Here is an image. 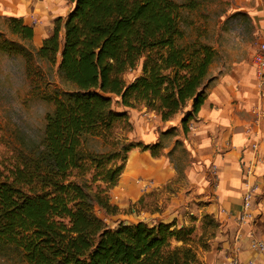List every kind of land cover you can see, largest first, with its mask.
I'll list each match as a JSON object with an SVG mask.
<instances>
[{
	"label": "trees",
	"instance_id": "1",
	"mask_svg": "<svg viewBox=\"0 0 264 264\" xmlns=\"http://www.w3.org/2000/svg\"><path fill=\"white\" fill-rule=\"evenodd\" d=\"M73 4L57 17L41 46L30 51L35 31L22 17L8 16L10 32L0 33V52L21 54L57 65L73 86L54 97L44 135L28 152L20 150L8 175L0 173V256L17 264H202L220 224L203 215L202 232L175 222L119 224L110 227L97 208L119 211L109 195L135 148L162 155L161 142L145 144L117 137L132 130L127 109L136 105L163 122L178 113L182 131L204 105L214 78L209 70L215 49L183 43V9L196 4L174 0H66ZM141 66L126 82L124 74ZM122 110H115L113 97ZM170 131H166L167 135ZM100 139L111 149H91ZM178 140L175 142L178 144Z\"/></svg>",
	"mask_w": 264,
	"mask_h": 264
},
{
	"label": "rangeland",
	"instance_id": "2",
	"mask_svg": "<svg viewBox=\"0 0 264 264\" xmlns=\"http://www.w3.org/2000/svg\"><path fill=\"white\" fill-rule=\"evenodd\" d=\"M174 1L196 4L195 8L183 9L181 13L180 26L184 32L182 42H199L215 49L216 60L212 73L218 75L225 71V68L229 67L230 63L227 60L230 58L248 59L253 62V54L259 41L253 36L250 19L246 14L233 11L224 0ZM72 7L70 2L60 1L48 15L40 14L41 20L32 22L34 31L37 33L35 40L24 41V45L35 54L39 48V40L42 39L44 31H47L49 23L59 16L66 17ZM8 16L10 15L0 12V33L5 38L20 41L8 28L6 23ZM237 56L238 58H236ZM57 67V65L37 59L35 55L27 64L26 58L21 54L0 52V173L8 175L10 169L15 166L18 152L20 150L28 152L34 145L41 142L46 115L54 109L53 98L63 97L65 93L73 90V86L60 76ZM140 73L141 66L139 65L135 70L125 73L124 79L126 82H130ZM113 101L114 109L122 110L119 98L114 96ZM127 111L128 114L130 113L129 118L133 119L132 130L118 129L116 136L120 139L127 138L134 142L145 143L134 134V124L138 122L150 124V127H154L153 129L159 133L169 130L167 135H164L165 132H161L159 136L158 142H161L165 147L159 158L165 157L170 161L175 169V175L170 181L152 187L148 181L144 180L153 178L155 167L148 161L140 159L137 152L129 153L128 158L130 156L131 161L129 158L127 169L124 170L126 176L122 179L123 172L122 181L120 179L117 186L109 192L112 203L117 205L119 211L110 215L97 208L98 215L106 221L108 226L113 228L121 223L135 224L140 221L149 225L158 222H175L177 225H194L196 235H200L203 215L207 213L204 209L206 203L198 197L197 189L193 187V184L197 178L202 177L201 174L205 171L199 174L198 168L202 160L196 154L193 157V153L185 146V141L181 136V120L179 125L181 129L178 130L175 126L165 124L155 112L149 111L139 104L136 105V108ZM178 114L181 116L180 113ZM177 115L173 119L178 118ZM178 135L180 138L177 139L179 142L176 144ZM151 138L152 136H149V139ZM187 140L191 142L188 137ZM172 144L174 145L171 148ZM89 145L91 149L98 152L111 149L109 144H105L100 139H91ZM135 149L143 152L140 148ZM147 157L151 161L150 154ZM128 166L132 168L128 169ZM211 168L212 165L205 168L209 176L212 174ZM144 174H149V176H141ZM136 186L141 190H144L145 186H149V188L144 194H141ZM208 187L210 186L208 185ZM202 191L199 193L206 196V193L203 194ZM205 200L207 199L205 198ZM215 219L220 226L216 236L210 242V247L216 237L226 234H220L222 229L224 231V226L218 218L215 217ZM204 251L207 250L199 249V257ZM0 264L17 263L12 259L0 256Z\"/></svg>",
	"mask_w": 264,
	"mask_h": 264
},
{
	"label": "crops",
	"instance_id": "3",
	"mask_svg": "<svg viewBox=\"0 0 264 264\" xmlns=\"http://www.w3.org/2000/svg\"><path fill=\"white\" fill-rule=\"evenodd\" d=\"M3 1L0 0L1 13L22 17L29 25H33V21L41 20L40 14L48 15L56 3L68 2L66 0ZM224 2H227L233 11L246 14L250 19L253 36L258 41L264 40V0H224ZM53 22L54 20L49 23L47 31H44L42 39L39 40V47L43 39L51 33ZM36 34L35 31L33 40H35ZM215 60L216 57L209 70V75L214 80L209 88L208 97L196 120L192 121L187 136L183 131L181 135L185 146L193 153V157L196 154L202 160L198 168L199 174L205 171L203 174L206 175L201 174L202 177L194 181L193 187H196L198 197L205 201L206 212L214 214V217L223 223L224 231L222 229L220 234L226 233L216 237L210 249L202 252L201 262L202 264H228L235 246L234 240L239 229L238 226L242 225L243 236L239 241L241 247L239 257L245 262H252V264H264V255L251 251L248 246L250 236L257 238L264 236V119L258 118L254 113L257 106L264 109V95L262 97L260 95L255 67L251 60L230 58L227 60L230 63L229 67L218 75L212 73ZM180 114L181 116L177 115L178 118L164 123L172 127L175 126L178 130L181 129L179 125L183 113ZM130 122L132 123L133 119H130ZM134 125V134L146 144L158 142L161 132H165H156L154 127L151 128L150 124L146 123L138 122ZM149 136L152 138L149 139ZM187 137L191 142L187 140ZM178 138L180 135L176 137V140ZM254 142L258 143L257 150L252 149ZM131 152H137L140 159L148 161L155 167L153 178L144 180L148 181L150 186H160L174 177L175 169L165 157L162 159L152 158L150 155L151 161H149L147 156L150 153L148 151L140 152L134 149ZM255 159L253 176L250 180L255 182L257 194L251 217L246 224H240L238 215L241 210L244 188L243 169L250 160L254 161ZM210 165L217 168L215 188L211 185L209 173L206 171ZM141 176L147 177L149 174ZM137 188L141 194H144L149 186H145L144 190L136 186ZM201 190H203V194L206 193V196L199 193ZM221 209H225L227 213H221Z\"/></svg>",
	"mask_w": 264,
	"mask_h": 264
},
{
	"label": "built area",
	"instance_id": "4",
	"mask_svg": "<svg viewBox=\"0 0 264 264\" xmlns=\"http://www.w3.org/2000/svg\"><path fill=\"white\" fill-rule=\"evenodd\" d=\"M253 65L255 67V74L258 81V87L260 95L262 97L264 95V40L259 41L257 43L256 50L253 54ZM254 113L258 118L264 119V109L260 106L256 107ZM252 149H258L257 142H254L252 144ZM255 161L256 159L254 161L250 160L248 165H246V167L243 169L244 188L242 194L241 210L238 215V221L240 222V224H246L249 218L251 217L254 199L257 194V186L255 182H251L250 180L251 176H253V164ZM211 172L212 174L210 176V183L215 188L217 180V168L215 166H212ZM220 212L223 214L227 213L225 209H221ZM238 227L239 229L236 233L234 240L235 246L229 257L228 264H252V262H245L239 257V252L241 250V247L239 246V241H241L243 233L242 225H239ZM248 246L251 251L257 252L260 255H264V236L259 238L250 236Z\"/></svg>",
	"mask_w": 264,
	"mask_h": 264
},
{
	"label": "bare ground",
	"instance_id": "5",
	"mask_svg": "<svg viewBox=\"0 0 264 264\" xmlns=\"http://www.w3.org/2000/svg\"><path fill=\"white\" fill-rule=\"evenodd\" d=\"M130 161H131V158H130ZM131 168H132L131 166H128V169H131ZM125 176H126V173H124V176L123 177H125Z\"/></svg>",
	"mask_w": 264,
	"mask_h": 264
}]
</instances>
